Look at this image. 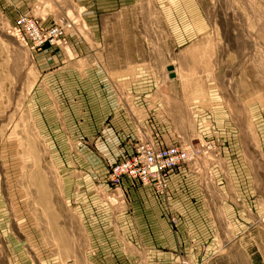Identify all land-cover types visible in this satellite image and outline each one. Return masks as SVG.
Wrapping results in <instances>:
<instances>
[{
	"label": "rangeland",
	"instance_id": "374dc122",
	"mask_svg": "<svg viewBox=\"0 0 264 264\" xmlns=\"http://www.w3.org/2000/svg\"><path fill=\"white\" fill-rule=\"evenodd\" d=\"M41 3L46 7L43 15L18 17L64 26L66 39L54 47L68 52L71 39L94 38L87 24L100 23L104 28L100 40L109 42L113 56H120L121 62H150L159 86L168 91L169 108L179 117L185 119L194 100L211 107L210 94H220L254 171L256 193L248 208V225L237 238L216 240L208 260L179 250L173 264H264V0ZM194 8L207 21L205 31L198 34L189 16ZM15 19L0 6V264H84L85 236L67 190L86 175L77 174L69 159L63 163L56 158L57 153L72 158L81 145L59 142L55 129L37 125L34 90L45 80L36 51L12 31ZM169 66L174 67L175 78H170ZM41 99L46 108L52 103L50 96ZM182 130L185 134L172 129L171 141L160 145L177 144L187 150L193 158L181 167L194 171L207 186L208 172L223 154L224 138L212 127ZM161 133L166 132L155 123L139 128L134 151L138 140L158 143ZM115 165L106 162L108 173L92 178L95 192L113 215L126 202L122 184L115 188L111 182ZM104 184L110 185L108 193Z\"/></svg>",
	"mask_w": 264,
	"mask_h": 264
},
{
	"label": "crops",
	"instance_id": "0c3cea01",
	"mask_svg": "<svg viewBox=\"0 0 264 264\" xmlns=\"http://www.w3.org/2000/svg\"><path fill=\"white\" fill-rule=\"evenodd\" d=\"M0 6L16 19L20 14L43 15L46 10L41 0H0ZM189 16L194 32H204L207 21L201 10L194 8ZM86 26L94 35L90 44L71 39L69 52L50 45L36 51L45 83L34 90L37 125L60 129L59 134L54 130L59 142L81 145L72 158L58 153L56 158L72 161L76 173L86 175L67 190L85 236L84 264H173L179 250L208 260L216 240L237 238L244 232L256 193L254 171L227 118L228 109L220 102V94L213 92L211 107L194 100L185 119L179 117L169 108L168 91L159 86L150 62H121L120 56H113L109 42L100 40L104 30L100 23ZM46 96L52 101L47 108L41 99ZM150 123L166 132L161 133L159 144L171 141L172 129L185 134L184 128L212 127L224 138L223 154L210 168L207 186L194 171L175 170L166 197L125 178L121 191L126 202L113 215L110 205L95 192L94 179L108 173L106 162L118 164L132 155L139 128ZM209 133L203 137L210 138ZM261 136L264 151V128ZM102 186L108 193L110 185ZM172 215L178 217L177 225Z\"/></svg>",
	"mask_w": 264,
	"mask_h": 264
},
{
	"label": "built area",
	"instance_id": "2783aa9c",
	"mask_svg": "<svg viewBox=\"0 0 264 264\" xmlns=\"http://www.w3.org/2000/svg\"><path fill=\"white\" fill-rule=\"evenodd\" d=\"M12 31L34 51H42L46 45L55 46L66 39L64 26H44L28 15L19 16ZM192 158L187 150L177 144L164 146L152 140L140 139L133 154L112 168L111 182L118 188L128 178L134 184L152 187L158 194L166 196L170 175ZM171 221L177 225L178 217L172 215Z\"/></svg>",
	"mask_w": 264,
	"mask_h": 264
},
{
	"label": "water",
	"instance_id": "95a60500",
	"mask_svg": "<svg viewBox=\"0 0 264 264\" xmlns=\"http://www.w3.org/2000/svg\"><path fill=\"white\" fill-rule=\"evenodd\" d=\"M167 69L170 72V78H175L176 77V73L174 72V67L173 66H169Z\"/></svg>",
	"mask_w": 264,
	"mask_h": 264
},
{
	"label": "bare ground",
	"instance_id": "6f19581e",
	"mask_svg": "<svg viewBox=\"0 0 264 264\" xmlns=\"http://www.w3.org/2000/svg\"><path fill=\"white\" fill-rule=\"evenodd\" d=\"M16 35V34H15Z\"/></svg>",
	"mask_w": 264,
	"mask_h": 264
}]
</instances>
